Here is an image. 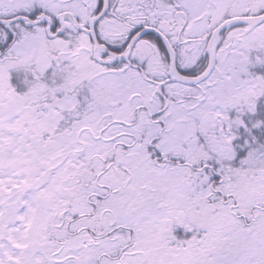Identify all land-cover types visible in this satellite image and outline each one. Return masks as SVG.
Listing matches in <instances>:
<instances>
[{"label": "snow or ice", "instance_id": "snow-or-ice-1", "mask_svg": "<svg viewBox=\"0 0 264 264\" xmlns=\"http://www.w3.org/2000/svg\"><path fill=\"white\" fill-rule=\"evenodd\" d=\"M0 264H264V0H0Z\"/></svg>", "mask_w": 264, "mask_h": 264}]
</instances>
